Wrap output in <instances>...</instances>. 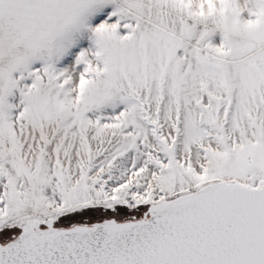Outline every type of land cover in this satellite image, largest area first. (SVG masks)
<instances>
[{
    "label": "snow or ice",
    "instance_id": "6c2138e0",
    "mask_svg": "<svg viewBox=\"0 0 264 264\" xmlns=\"http://www.w3.org/2000/svg\"><path fill=\"white\" fill-rule=\"evenodd\" d=\"M0 264H264V0H0Z\"/></svg>",
    "mask_w": 264,
    "mask_h": 264
}]
</instances>
